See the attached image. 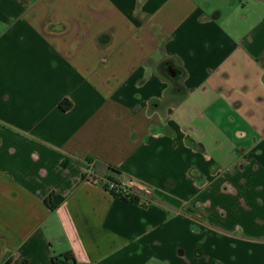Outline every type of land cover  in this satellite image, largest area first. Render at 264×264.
Here are the masks:
<instances>
[{
	"label": "crops",
	"instance_id": "crops-1",
	"mask_svg": "<svg viewBox=\"0 0 264 264\" xmlns=\"http://www.w3.org/2000/svg\"><path fill=\"white\" fill-rule=\"evenodd\" d=\"M168 57L186 93L159 107ZM86 160L152 203L84 181ZM66 253L264 264V0H0V264Z\"/></svg>",
	"mask_w": 264,
	"mask_h": 264
},
{
	"label": "built area",
	"instance_id": "built-area-1",
	"mask_svg": "<svg viewBox=\"0 0 264 264\" xmlns=\"http://www.w3.org/2000/svg\"><path fill=\"white\" fill-rule=\"evenodd\" d=\"M82 179L98 184L111 194L125 197L141 206H149L152 203L151 189L148 185L120 173L101 174L96 171L92 160L85 161Z\"/></svg>",
	"mask_w": 264,
	"mask_h": 264
},
{
	"label": "trees",
	"instance_id": "trees-1",
	"mask_svg": "<svg viewBox=\"0 0 264 264\" xmlns=\"http://www.w3.org/2000/svg\"><path fill=\"white\" fill-rule=\"evenodd\" d=\"M168 70L172 75H174V78H170L169 74L167 73ZM157 72L164 80L169 82V87L167 90L168 98L163 102L156 101V104L159 107L164 106L168 102L171 101H177L181 97H183L186 93L185 89L182 86V79L185 76V71L182 67V64L179 59L175 57H168L165 58L158 66H157ZM71 106V103L64 99L60 102L59 107L62 110H68ZM65 161L62 162L64 164ZM121 197V196H119ZM123 199H127L125 197H122ZM62 197L59 195H56L54 193H50L47 195L44 199L45 204L50 209H55L57 205L61 202ZM129 200V199H127ZM131 201V200H130ZM52 264H75L74 258L71 255V253H66L62 256V259L52 258L51 259Z\"/></svg>",
	"mask_w": 264,
	"mask_h": 264
}]
</instances>
